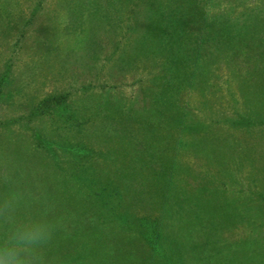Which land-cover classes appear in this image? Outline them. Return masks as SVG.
Returning a JSON list of instances; mask_svg holds the SVG:
<instances>
[{"label": "rangeland", "instance_id": "1", "mask_svg": "<svg viewBox=\"0 0 264 264\" xmlns=\"http://www.w3.org/2000/svg\"><path fill=\"white\" fill-rule=\"evenodd\" d=\"M170 6L179 7L188 54L205 59L208 80L204 88L172 90L179 99L167 107L188 121L185 131L169 132L171 153L162 145L154 161L146 144L157 136L152 124L161 109L154 108L165 106L155 77L166 67L152 49L156 32L143 41L156 10L159 16ZM207 97L215 129L201 119ZM189 118L197 120L192 132ZM163 124H156L161 132ZM204 125L209 156L195 141ZM44 140L56 141L59 158ZM9 191L22 198L18 219L45 216L57 225L42 249L46 264L161 263L139 233L113 234L109 217L119 229L161 217L157 235L183 254L181 264H264V0H0V196ZM88 201L104 211L99 205V221L87 219L93 233L85 251L86 236L73 232ZM78 248L83 259L75 258Z\"/></svg>", "mask_w": 264, "mask_h": 264}, {"label": "trees", "instance_id": "2", "mask_svg": "<svg viewBox=\"0 0 264 264\" xmlns=\"http://www.w3.org/2000/svg\"><path fill=\"white\" fill-rule=\"evenodd\" d=\"M111 7L110 8L113 10V14H116V15H118V17H120L121 11H119L113 4H111ZM178 8L179 7L170 6L169 12H166L165 9L159 10V11H162L161 15H159V16H156L158 13L156 10V13L153 16V19L150 22H148L147 28H145L147 30V32H145L146 37L143 41L144 45L146 46V44L151 43L152 39L154 38V37L151 38L152 33L156 32V34H155L156 40L153 44V45H155V47L152 49L155 51V53H157L161 57H163V58H161L162 60H159V61L161 62L162 66L166 67V70L164 73L159 74V75H157V77H155L156 86L160 87V85H161V87H162L160 89V91H158V93L156 92V95L158 97L157 101L159 102V104L164 103L166 107L159 105L158 109L155 106H154L155 107L154 109L155 110L161 109V111H162L161 115H160L161 111L160 110L158 111L159 112L158 117H157V120H155L156 124L157 123L160 124V123H162V121H166L167 124H163L165 126V128H163V129H165V131L161 132L159 127L155 123H153L152 127H155V132L157 133V136L155 138L149 137L148 143L146 144V146L150 148V153L153 156L150 153L149 154L151 155L152 160L154 159V161L162 158V156H160L159 154H156L158 152V150H160V149H158V147L159 148L163 147L162 145H164V146L167 145V149L169 150V154L171 153L172 148H170V144H169L170 140L167 139L169 132L173 131L176 135V134H179L178 133L179 131L180 132L185 131L184 124L186 125L187 124L186 121H188V119L185 120V119H181V118L177 117V116H179L178 110H175V113L177 116L173 112H171L170 108H168L166 105L167 104L166 101H168L169 98H170V101H172V98L173 99L176 98V104H177V101L179 99L178 93L185 90V87H187V86L198 87L199 86V87L204 88V84H206V82L208 80L207 79L208 70L204 74V70H206L205 66L207 65V62L205 61V59H202V61H200L199 59H197L198 56H195L194 58H192L193 54H188V52H190L191 49H188L189 47H188L187 42H186L187 39L185 37H183V33H184L183 29L184 28L181 26L183 24V22L178 21V19H183V18L182 17H178V18L176 17V11H178ZM112 10L110 12H112ZM165 22H166V24L169 23L165 28L166 31L164 30V26H163L164 25L163 23H165ZM179 27H182V31ZM165 32H166V34H168L167 32H169V35L168 36H162V37L159 35L160 33H165ZM144 51H147V49ZM127 58L131 60L130 57H127ZM202 70H203V72H202ZM201 74L202 75L204 74V76H199ZM156 78L161 81L160 84H158ZM156 86H155V88H157ZM150 90H151V88H149V90H147V91L149 92ZM172 90L174 93L175 92H178V93L174 94V93H172ZM171 95H172V97H171ZM210 95H213L212 91H210ZM52 99H53V97L47 98L44 101L40 102V104L32 110L34 112L33 114L35 115L36 114L35 112H37L41 106L43 107V104L45 102H49ZM210 99L211 98H208L206 100V102L203 103L205 115L202 116L201 119H204L205 123L210 122L211 127L215 129V121L213 119V117L215 116V114H214L215 109L210 104H206L207 102L210 101ZM54 100H56V102L58 104H62L59 102L60 98L54 97ZM109 103L111 105H113L111 101H109ZM113 106L118 107L117 111L121 110V107L118 106L117 104H114ZM186 113L189 115V113H190L189 110L180 112V116L185 118L188 116ZM173 114L175 115L176 119L173 118ZM144 115L145 114H142V116H144ZM208 115H211L212 118L208 117ZM230 115L231 114L226 115V118L229 119L228 121L230 123L244 124V123H238L236 121V116L230 117ZM136 116H137V114L133 118H135ZM190 116L194 117L192 115H190ZM189 119H190L191 123L193 124V126L190 127V131L192 132L193 130L197 129V128H195L196 124H194L195 122H197V120L192 119V118H189ZM199 121H201V120H199ZM175 122H178V123H175ZM171 124H173V125H171ZM174 125L176 128H180V129L176 130L177 132L174 130ZM200 131L203 134V139L200 140L197 138L196 140L195 139L194 140L202 146L201 151H203L204 153L207 154V156H209V155H211V154H209V152H211L212 149L206 150V148H204V145H207L209 143V140H210V137L208 136V128H206V125H204L203 127L200 126ZM208 137H209V139L206 140V138H208ZM165 141H166V143H165ZM42 143H43L44 149H46L55 158H59V153L57 151L58 149H56V146H53V144L56 145V141L51 142V140L50 141L44 140ZM192 147H194V146H192ZM34 149H38V148H34ZM82 149H85V147H83ZM146 151H148V150H146ZM195 153H197V152H195ZM48 168H52V167L48 166ZM53 169L50 172V173H52L51 179L56 178V173L58 170L56 167H54ZM67 173H69V177L71 178V181L68 182V185H69L73 181L72 180V173L70 171H67ZM69 177H68V179H69ZM88 202L89 203L87 204V206L90 205V210H87V209L86 210L89 211V214L86 212L81 213L80 220L77 221L78 224H76L74 222L75 225L79 226L80 229L79 230L76 229L77 232H75V231L73 232L74 233L73 236L76 235V237L78 236V238H80V237L82 238L83 236H86V239L79 243V245H81L82 247L85 246V251L90 249L89 243L91 242V237L89 238L88 235L91 236L93 233V232L92 233L88 232V230H87L88 227L86 228L87 223H88L87 219L89 216L90 217L92 216V218L95 219V221L97 220L96 222H98L100 214H98V211L96 210L95 207H98L99 205L102 207V204L100 201H98V202L88 201ZM91 206H92V208H91ZM100 206L98 208L101 210V212L104 211L103 207L101 208ZM171 212H172V210H170V212L167 214H170ZM176 212H178V210H176ZM130 216L134 218L133 214H131ZM73 219L75 220V218H73ZM149 219H152V218H149ZM157 221L159 223L160 221L162 222L163 220L161 219V217H158L157 220L153 219V222L150 221V222L145 223V224L140 223L139 220L137 221V222H139L137 224L134 221H126L123 223V225H121V227H120L121 229H119V228H117V227H119L117 222L114 221V219L112 217H109V221H108L109 223L108 224L110 227H112L111 232L113 234H115V233L118 234L121 240H123V236H122L121 232H124L122 230H125L126 234H128L129 232H132L129 235H132L136 238H137V233H139V236L141 239L145 238L147 240H150L152 245H154L156 247V250H157L156 256L153 257V259L157 260V262H161L162 264H181V262H183V258H184L183 254L180 252L181 255L178 256L176 249H173V248L172 249L169 248V250L166 249L168 247L166 246L165 242L164 241L162 242L159 239L157 232H156V228L154 226V224H156ZM133 223H135V224H133ZM104 224H105V222L102 221L101 225H104ZM101 225L98 224L95 226V228H99ZM183 226L184 225H182V227ZM84 227H85V229H84ZM182 227L180 229H183ZM143 228L149 229V230L147 232H145V230ZM62 233L65 234L64 235V237H66L65 239H70V236L66 235V231H63ZM76 237H74V238H76ZM173 237H174L173 241L175 243L173 241H171L170 243H173L176 246H178L177 244H180V239L176 235H174ZM104 240H103V242H105ZM99 247L100 246L96 245V244L91 246V248H92L91 253H93V254H91L90 256L95 258L96 261L99 260V258H100L99 255H100L101 251H98ZM85 251H84V248H78V252H77L78 254H77V256H75V258L83 259ZM94 252H96V253H94ZM110 257H112V255ZM120 258H123V257H120ZM149 260H150V258H149ZM89 262H91V261L88 260L87 262H83V264H89ZM161 263H158V264H161Z\"/></svg>", "mask_w": 264, "mask_h": 264}, {"label": "clouds", "instance_id": "3", "mask_svg": "<svg viewBox=\"0 0 264 264\" xmlns=\"http://www.w3.org/2000/svg\"><path fill=\"white\" fill-rule=\"evenodd\" d=\"M21 199L15 191L0 196V264H46L42 249L57 225L45 216L18 219Z\"/></svg>", "mask_w": 264, "mask_h": 264}]
</instances>
